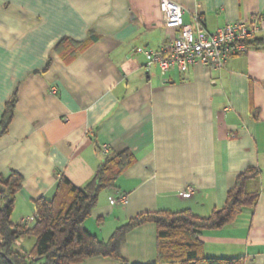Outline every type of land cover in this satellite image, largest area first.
I'll use <instances>...</instances> for the list:
<instances>
[{
	"label": "crops",
	"instance_id": "1",
	"mask_svg": "<svg viewBox=\"0 0 264 264\" xmlns=\"http://www.w3.org/2000/svg\"><path fill=\"white\" fill-rule=\"evenodd\" d=\"M159 1L0 0V175L16 170L24 178L12 219L33 215L35 201L51 199L62 175L84 186L105 156L124 150L134 162L85 221L101 239L143 211L207 216L225 204L242 171L258 167L250 182L257 205L203 230L201 239L206 256L264 264V34L222 68L148 69L145 51L179 33ZM174 1L184 7V23L195 25L199 15L209 31L264 16V0ZM121 195L126 203H111ZM121 249L130 262L156 261L155 223L129 232ZM83 264L121 262L94 256Z\"/></svg>",
	"mask_w": 264,
	"mask_h": 264
},
{
	"label": "trees",
	"instance_id": "2",
	"mask_svg": "<svg viewBox=\"0 0 264 264\" xmlns=\"http://www.w3.org/2000/svg\"><path fill=\"white\" fill-rule=\"evenodd\" d=\"M16 100L14 92L2 119L3 131ZM134 160L130 150L105 156L95 176L84 186L62 175L51 199L41 196L35 201L33 223H17L12 219L15 199L24 181L22 174L13 170L9 175H0V264H83L94 256L111 257L121 264H245L244 256H206L201 232L229 225L246 207L257 205L259 192L250 188V182L261 174L258 167L242 171L228 191L225 204L215 207L207 216L196 215L190 209L148 210L117 226L107 239L88 231L85 221L98 204L100 193L116 186ZM148 222L157 227V260L130 262L122 254V244L129 232ZM21 238H34L35 242L28 249L16 243Z\"/></svg>",
	"mask_w": 264,
	"mask_h": 264
},
{
	"label": "built area",
	"instance_id": "3",
	"mask_svg": "<svg viewBox=\"0 0 264 264\" xmlns=\"http://www.w3.org/2000/svg\"><path fill=\"white\" fill-rule=\"evenodd\" d=\"M159 7L167 23L179 26V33L172 43L145 51L148 69L158 67L162 71L172 68L187 71L196 63L222 68L229 57L249 51L252 40L264 34V16L259 13L209 31L199 15L195 17V25L184 23V7L174 0H160ZM56 91L53 87L52 92ZM193 191V187H189L183 194L188 197ZM111 201L126 203L127 196L113 197ZM35 219L34 213L24 217L23 222L33 223ZM16 243L20 245V240Z\"/></svg>",
	"mask_w": 264,
	"mask_h": 264
},
{
	"label": "rangeland",
	"instance_id": "4",
	"mask_svg": "<svg viewBox=\"0 0 264 264\" xmlns=\"http://www.w3.org/2000/svg\"><path fill=\"white\" fill-rule=\"evenodd\" d=\"M34 238H28L26 241L27 247H31L34 244Z\"/></svg>",
	"mask_w": 264,
	"mask_h": 264
},
{
	"label": "water",
	"instance_id": "5",
	"mask_svg": "<svg viewBox=\"0 0 264 264\" xmlns=\"http://www.w3.org/2000/svg\"><path fill=\"white\" fill-rule=\"evenodd\" d=\"M4 254V253H3ZM5 255V254H4Z\"/></svg>",
	"mask_w": 264,
	"mask_h": 264
}]
</instances>
